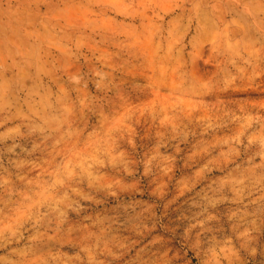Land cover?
Wrapping results in <instances>:
<instances>
[{
    "label": "rangeland",
    "instance_id": "rangeland-1",
    "mask_svg": "<svg viewBox=\"0 0 264 264\" xmlns=\"http://www.w3.org/2000/svg\"><path fill=\"white\" fill-rule=\"evenodd\" d=\"M0 264H264V0H0Z\"/></svg>",
    "mask_w": 264,
    "mask_h": 264
}]
</instances>
